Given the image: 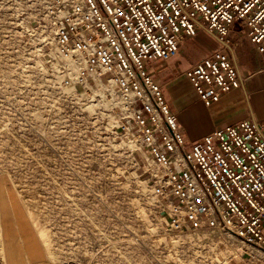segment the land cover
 <instances>
[{
    "label": "built area",
    "instance_id": "1",
    "mask_svg": "<svg viewBox=\"0 0 264 264\" xmlns=\"http://www.w3.org/2000/svg\"><path fill=\"white\" fill-rule=\"evenodd\" d=\"M6 3L4 49L47 101L49 128L120 143L141 163L172 234L216 231L241 264H264V123L244 118L188 142L146 69L177 57L200 30L213 33L218 48L182 76L204 106L217 104L241 84L232 26L264 53V0Z\"/></svg>",
    "mask_w": 264,
    "mask_h": 264
},
{
    "label": "rangeland",
    "instance_id": "2",
    "mask_svg": "<svg viewBox=\"0 0 264 264\" xmlns=\"http://www.w3.org/2000/svg\"><path fill=\"white\" fill-rule=\"evenodd\" d=\"M8 7L0 0V264H241L221 233L172 234L120 143L49 128L47 101L4 49ZM193 39L199 55L209 50L201 34ZM157 82L172 112V83Z\"/></svg>",
    "mask_w": 264,
    "mask_h": 264
},
{
    "label": "crops",
    "instance_id": "3",
    "mask_svg": "<svg viewBox=\"0 0 264 264\" xmlns=\"http://www.w3.org/2000/svg\"><path fill=\"white\" fill-rule=\"evenodd\" d=\"M198 34H201L210 46L209 50L203 51V55H199L201 47L197 39L192 38L180 45L179 56L167 62L157 60L146 66L156 82L158 79L171 81L172 85L168 89L175 92L176 97L173 100L172 113L177 118L179 129L186 140L197 142L213 130L237 124L244 118L264 123V53L257 52L255 46L246 38L244 28L240 24L232 26L230 35L231 61L241 77L238 89L225 94L217 104L206 107L185 79L179 82L170 79H174L176 75H180L218 48L213 33L200 30Z\"/></svg>",
    "mask_w": 264,
    "mask_h": 264
}]
</instances>
